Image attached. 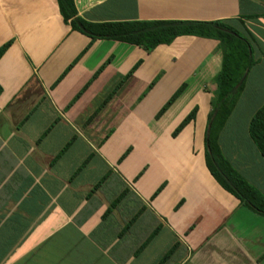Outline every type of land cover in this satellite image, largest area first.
<instances>
[{"label": "crops", "instance_id": "1", "mask_svg": "<svg viewBox=\"0 0 264 264\" xmlns=\"http://www.w3.org/2000/svg\"><path fill=\"white\" fill-rule=\"evenodd\" d=\"M73 2L88 23L247 33L255 63L217 144L264 196L248 131L264 104V0ZM0 50V264H264V216L206 166L218 41L181 36L148 52L74 30L57 0H0Z\"/></svg>", "mask_w": 264, "mask_h": 264}, {"label": "trees", "instance_id": "2", "mask_svg": "<svg viewBox=\"0 0 264 264\" xmlns=\"http://www.w3.org/2000/svg\"><path fill=\"white\" fill-rule=\"evenodd\" d=\"M64 22L92 40H114L146 51L160 45H169L181 36H193L218 41L222 52V68L214 77L215 90L211 101V112L205 134L206 166L214 180L240 204L258 215L264 216V196L248 184L223 158L217 144V135L228 119L241 93L244 78L255 63L251 40L222 22H178V21H127L110 23H88L77 17L73 0H57ZM2 50H0V55ZM180 89L162 108L159 115L177 97ZM1 93V88H0ZM196 110L175 130L176 135L195 116ZM249 136L264 159V104L249 123Z\"/></svg>", "mask_w": 264, "mask_h": 264}, {"label": "rangeland", "instance_id": "3", "mask_svg": "<svg viewBox=\"0 0 264 264\" xmlns=\"http://www.w3.org/2000/svg\"><path fill=\"white\" fill-rule=\"evenodd\" d=\"M142 49V48H141ZM142 50H144V49H142ZM144 51H146V50H144ZM212 84H214V83H212ZM214 92V91H213ZM213 92H212V97H213Z\"/></svg>", "mask_w": 264, "mask_h": 264}]
</instances>
